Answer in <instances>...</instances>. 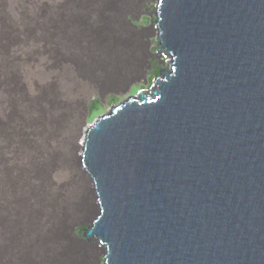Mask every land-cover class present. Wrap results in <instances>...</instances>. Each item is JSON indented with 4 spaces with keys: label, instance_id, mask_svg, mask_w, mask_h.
Instances as JSON below:
<instances>
[{
    "label": "water",
    "instance_id": "obj_1",
    "mask_svg": "<svg viewBox=\"0 0 264 264\" xmlns=\"http://www.w3.org/2000/svg\"><path fill=\"white\" fill-rule=\"evenodd\" d=\"M173 73L88 131L106 264H264V0H160Z\"/></svg>",
    "mask_w": 264,
    "mask_h": 264
},
{
    "label": "bare ground",
    "instance_id": "obj_2",
    "mask_svg": "<svg viewBox=\"0 0 264 264\" xmlns=\"http://www.w3.org/2000/svg\"><path fill=\"white\" fill-rule=\"evenodd\" d=\"M96 1L87 6L73 3L70 5L72 17L55 21L49 18L45 7L47 3L58 1L0 0V36L5 31L10 32L7 42L4 41L7 45L0 46V127L3 126L0 133V225H4L0 227V258L32 250L42 257L44 264L94 263L92 244L83 245L90 259L85 261L82 251L79 252L81 243H71L72 237L68 243L62 240L78 225L83 226V230L92 228L102 212L94 180L82 164L88 131L129 102H136L138 106L154 103L155 98L160 97V83L173 73L171 51H157L160 0L156 1L152 12L155 20L140 30L133 22L138 21L134 14L139 12L143 0ZM83 12L91 13L94 18L89 21L82 17ZM7 18L12 20L8 25ZM95 28L94 38L87 36ZM66 29L71 32L67 33ZM150 30L149 36L155 34L154 53L147 51L142 41L148 36L144 32ZM97 33L99 35H95ZM90 38V42L102 46L103 68L94 80L88 78L90 82L65 76L61 57L69 48L74 49L72 46L85 45L82 42ZM148 55L167 58V68L159 70L155 60H151L145 74L149 67ZM134 58L139 66L132 74H127L128 62L131 65ZM136 76L144 80L155 78L150 92L141 91L137 97L130 96L86 123L80 142L76 144L81 118L69 122L68 105L65 106L60 98H77V104L86 111V103L94 93V83L99 90H109L116 95L117 87L108 88L129 86L138 78ZM97 96L101 99L102 95L97 92ZM76 148L79 150L77 168L73 156ZM3 209L7 213H2ZM83 220H88L89 224L76 223ZM40 237H53L52 243L31 246L32 240ZM91 241L98 244L102 264H106L107 244L97 237H92Z\"/></svg>",
    "mask_w": 264,
    "mask_h": 264
},
{
    "label": "rangeland",
    "instance_id": "obj_3",
    "mask_svg": "<svg viewBox=\"0 0 264 264\" xmlns=\"http://www.w3.org/2000/svg\"><path fill=\"white\" fill-rule=\"evenodd\" d=\"M53 1H58V2L57 3H54V2L47 3V5L45 7V11L47 12L49 18H52L55 21L69 19L70 17H72V15H71V9L72 8H71L70 5L73 4V3H75V4L79 3L78 5H84L85 4L84 6H87V5H90L91 2H93V1H95V3L97 2L96 0H92V1L91 0H86V1H88V3L85 2L84 0H53ZM156 1L157 0H143L142 4L140 5L139 12L134 14V17H136V16L138 17V21L137 22H133V24L135 26L137 24L136 28L138 27L137 28L138 30H140L141 27H143V28L149 27L150 26V22L155 20L153 15H152V12L154 10V6L156 4ZM5 4H7V2H5ZM55 4H60V5H55ZM53 6H54V8H53ZM150 14L152 15L151 17L149 16ZM82 17H87L89 21H91V19L94 18V17H92L91 13L88 14L87 12H83ZM128 18H129V16H128ZM5 20H6L5 21L6 25L10 24V22L12 21V20H9L8 18L5 19ZM94 20L96 21V19H94ZM145 21H146V23H145ZM92 22H94V21H92ZM54 28H57V27L54 26ZM66 31H68L67 33L71 32L70 30H67V29H66ZM96 31H97V29L95 28V30L92 31V33L90 35H87V36H90V37L94 38L93 34ZM144 34L148 35V36H146V38L144 37L142 39V41L145 42L144 44H145V47H146L147 51L154 53L155 46H156V42L154 40L155 34H152V36H149V35H151V30L147 31V32H144ZM9 35H10V32L9 31H5L0 36V46L5 47L7 45V43H5V42H7L8 38H9ZM95 35H99V34L97 33ZM90 40H91V38L87 42H82V44L84 43L85 45L77 44V46L76 45L72 46V48H74V49L70 50L71 48H69L70 52L66 51L64 53V56L61 57V60H60L61 68H62V71H63L65 76H67V77H71L72 76L73 78L80 79L79 82H84V81L90 82L88 78L94 80V76L98 75V72L101 70V68H103V64H102L103 60L101 58L102 57L101 51L103 50L102 46H100L95 41L90 42ZM144 44H143V48H145ZM94 45H96V47ZM132 45H133V43H132ZM138 45H139V43H138ZM98 46H100V47H98ZM97 47L99 49H97ZM77 49L79 51H77ZM97 50L99 51V53H98ZM80 52L83 53V54H81ZM79 56H80V58H78ZM146 60L148 62L149 67L145 69V71H144L145 74H146L147 70H149V68H150V61L151 60H155L157 67H159V70L165 69L168 66V59L165 58V57H161L160 59H158L154 55L153 56L148 55ZM135 61H136V59L134 58V61L131 63V65L128 62V67H127V69H128L127 71L128 72H127V74L128 73L132 74V72L136 71L135 69L138 68L139 63H137ZM69 66H70V68H69ZM81 66H82V68H81ZM71 67H72V69H71ZM136 77H138V78H135V81L132 82L129 86H126V87L121 86L120 89H119L118 86H120V85H115V86H113L114 88H112V87L108 88V89H112L113 90V89H115L117 87L116 88L117 89V94L116 95L112 94V92H108L109 90H105L104 92H103V90H99L98 89V85L96 83H94L93 84L94 93L92 94L91 99L93 97L97 96V92H100L101 95H102L100 100L103 103V113H106L110 109L111 106L118 105V103H120L121 101L125 100L126 98H128L130 96L137 97L139 89H141L140 91H143V92H150L151 87H153V81H154L152 79H154V78L153 77H148L147 80H144V78L141 77V76H136ZM83 79H84V81H81ZM59 85L60 84H58V86H57V88H58L57 90H59ZM60 100L64 103L65 106L68 105L66 107V110H67L66 111L67 112L66 116H67V119L69 120V122L70 121H74L75 119L78 120L79 117L81 118L80 119V127H79L80 128V134L78 135V137L76 139V144L77 143L79 144L81 136H82L81 131L84 129V125L86 123H89L88 122V109H86V111H84V109L80 108V106L77 104V101H78L77 98L76 99H74V98L70 99V97L69 98L68 97H66V98L61 97ZM75 103H76V105H75ZM88 103H89V101L86 103V107H87ZM68 110H69V112H68ZM2 130H3V126L0 127V133L2 132ZM0 138H1V136H0ZM78 153H79V150L76 148L74 150V154H73L76 168H77V154ZM76 179L77 178H75V180ZM71 184H75V183L72 182ZM89 200H91V203H93V200L90 198V195H89ZM2 213H7V211L3 209ZM76 223L80 224V225L89 224L88 220L78 221ZM76 223H74V224H76ZM3 226L4 225L1 223L0 227L2 228ZM77 229H82L83 230L84 227L83 226H79V225L76 226L75 231L72 234L69 233V236H67L66 238H62V240L64 242L68 243V242H70L68 240H70V239L73 240L74 239L73 241H71V243H73V242L81 243L82 245L79 244V247L81 248L79 250V252L82 251L81 253H82L83 258H84L85 261H90V259L88 258V255H87L89 252H87V248L85 246H83V245L85 244V245L88 246V245L92 244L94 246V249H95L94 263L93 264H102V255L100 254L101 251H100V248L98 247V244L92 243V241L90 243H87L85 238H80L77 235V232L79 231ZM52 240H53V237L51 239L49 237L48 238H43V239L41 237L40 238H36V239L32 240L31 246H36V245H40V244H49V242L52 243L51 242ZM73 246H75V245H73ZM83 250H84V252H83ZM31 251L32 250H29V253L28 252L22 253V254H20V253L17 254L16 253V254H13V255L8 254L7 256H3V257L0 258V264H44L43 261L41 262V260H43L42 257L38 256L35 251H32V253H31Z\"/></svg>",
    "mask_w": 264,
    "mask_h": 264
},
{
    "label": "trees",
    "instance_id": "obj_4",
    "mask_svg": "<svg viewBox=\"0 0 264 264\" xmlns=\"http://www.w3.org/2000/svg\"><path fill=\"white\" fill-rule=\"evenodd\" d=\"M87 109H88V122L90 123L103 113V103L101 102L98 96L93 97L87 104ZM77 230L82 231V229H77Z\"/></svg>",
    "mask_w": 264,
    "mask_h": 264
},
{
    "label": "clouds",
    "instance_id": "obj_5",
    "mask_svg": "<svg viewBox=\"0 0 264 264\" xmlns=\"http://www.w3.org/2000/svg\"><path fill=\"white\" fill-rule=\"evenodd\" d=\"M145 23H146V21H145ZM136 26H137V24H136ZM144 27H145V26H144ZM137 28H138V27H137ZM154 52H155V50H154ZM154 79H155V78H154ZM154 79H152V80H154ZM140 90H141V89L138 90V94L141 92Z\"/></svg>",
    "mask_w": 264,
    "mask_h": 264
}]
</instances>
